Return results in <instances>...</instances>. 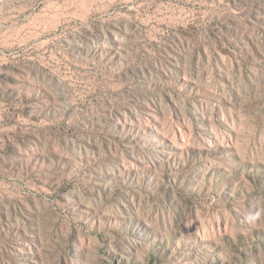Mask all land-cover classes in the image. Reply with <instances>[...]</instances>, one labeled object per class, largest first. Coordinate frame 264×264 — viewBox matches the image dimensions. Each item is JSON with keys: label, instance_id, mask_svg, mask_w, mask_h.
Here are the masks:
<instances>
[{"label": "rangeland", "instance_id": "1", "mask_svg": "<svg viewBox=\"0 0 264 264\" xmlns=\"http://www.w3.org/2000/svg\"><path fill=\"white\" fill-rule=\"evenodd\" d=\"M0 264H264V0H0Z\"/></svg>", "mask_w": 264, "mask_h": 264}]
</instances>
